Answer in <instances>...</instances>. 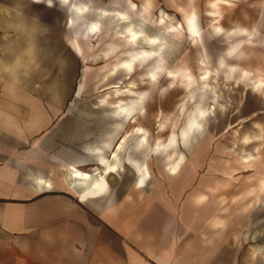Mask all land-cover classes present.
Wrapping results in <instances>:
<instances>
[{
    "label": "rangeland",
    "instance_id": "374dc122",
    "mask_svg": "<svg viewBox=\"0 0 264 264\" xmlns=\"http://www.w3.org/2000/svg\"><path fill=\"white\" fill-rule=\"evenodd\" d=\"M133 1L141 4V0ZM208 1L194 0L193 3L205 35L210 30ZM74 2L89 7L88 21H102L109 29H114L117 21L112 15L102 19L100 13L113 14L123 10L125 5L122 0ZM153 3L158 10L154 13L155 18L160 10L176 16L178 8H192L189 0H153ZM229 3L220 7L225 18L222 26L226 30L242 27L256 34L251 44L243 45L247 55L240 62L254 60L245 68L254 75L264 76V0H231ZM69 13L59 0H52L50 5L35 4L30 0H0V143L14 144L11 139L24 138L27 140L19 141L21 150H30L36 145L35 149L58 156L67 150V163L58 162L57 166L64 174L67 171L69 187L74 190L81 181L73 178L71 168L89 174L98 169L104 174V169L98 166L100 155L113 162L112 151L121 144L124 145L119 152L124 166L120 172L122 180L137 178L128 158L143 163L150 155L154 179L164 187L184 181L189 173L190 181L187 178V188L179 191V198H192L199 193L206 197L207 264H264V192L259 191L260 181L264 179V96L252 91L248 83L227 80L223 74L216 75L217 81H211L217 86L218 96L208 88L206 93L198 88L194 90L196 102L193 105L204 100L208 109L218 103L209 117V131L199 144L207 143V151L199 163H194L188 155L181 176H170L161 158L152 156L150 148L137 146L133 129L139 125L144 127L152 142L159 136L165 139L173 123L179 120L178 104L185 97L184 90L179 86L181 88L173 93V105L160 104L167 92L157 95L151 101L154 108L148 114L149 119H142L140 124L119 125L121 121L107 108L96 104L105 94L102 84L96 86V78L87 83L86 92L77 96V89L84 83L85 70L90 76H96L111 62L93 59L109 38L90 37L82 41L88 58L81 60L68 46L71 32L66 20ZM71 13L79 16L76 10ZM177 18L182 20L180 15ZM154 20L145 23L150 34L160 33ZM181 41L165 47L164 57L168 64L175 68L191 55L198 65L199 55L194 50L197 43ZM55 44L59 45L56 50ZM228 44L224 37L210 40L212 57H218V50L225 51ZM32 45L40 54L46 51L47 57L32 55ZM50 50L54 51L53 55H49ZM165 84L163 81L162 86ZM90 85L94 87L90 89ZM38 114L43 117L35 122ZM162 123L166 124V130L159 134L158 126ZM6 125L12 129H6ZM247 135L252 137L249 144L243 140ZM246 157H249L248 162L243 160ZM217 220L221 223L216 224Z\"/></svg>",
    "mask_w": 264,
    "mask_h": 264
},
{
    "label": "crops",
    "instance_id": "0c3cea01",
    "mask_svg": "<svg viewBox=\"0 0 264 264\" xmlns=\"http://www.w3.org/2000/svg\"><path fill=\"white\" fill-rule=\"evenodd\" d=\"M22 140L0 143V264H207V203L179 198L187 175L141 187L120 171L106 175L107 193L84 197L96 172L85 184L71 168L74 190L57 166L67 150H21Z\"/></svg>",
    "mask_w": 264,
    "mask_h": 264
},
{
    "label": "bare ground",
    "instance_id": "6f19581e",
    "mask_svg": "<svg viewBox=\"0 0 264 264\" xmlns=\"http://www.w3.org/2000/svg\"><path fill=\"white\" fill-rule=\"evenodd\" d=\"M30 1L35 4L50 5L52 0ZM59 1L69 9L70 13L66 20V25L71 32V37L68 38L69 46L81 60L85 61L88 58L82 41L89 40L90 37L109 38L106 46L99 54L93 56V59L111 60V62L97 72L96 76H90V73L85 70L84 83L80 84L77 89V96L86 92L87 83L96 78V86L102 84V91L105 92L96 104L107 108L112 116L121 121L119 125H132L140 124L142 119H149L148 114L154 108L151 101L157 95L167 92L160 104L173 105L175 102L173 93L181 87L184 90L185 97L178 104L179 120L173 123L165 139L159 136L152 142L150 133L144 127L139 125L133 129L137 136V146L150 148L152 156L162 159L170 176H181L189 160L188 155L192 157L194 163H199L207 151V143L199 144L209 131V117L215 112L218 103L208 109L204 100L196 106L193 105L196 102L194 90L198 88L206 93L208 88L218 96L217 86H213L211 81H217L216 75L223 74L227 80L238 81L242 84L248 83L252 91L264 96V76L259 73L254 75L245 68L252 65L254 60L249 63L240 62L247 55L243 45L251 44L256 34L242 27L226 30L222 26L225 18L220 12V7L229 5L231 0L207 2L210 30L206 35L202 33V26L193 4L194 0H189L191 10L180 7L176 16L160 10L156 18L154 13L158 10L154 8L153 0H141L140 5L133 0H122L125 3L123 10H117L113 14L108 11L100 13L102 19L113 16L117 21L114 29L107 28L102 21H88L86 14L89 7L86 4L77 5L74 0ZM73 10H76L79 16L73 15L71 13ZM178 15L182 16V20H178ZM153 20L160 33H148L145 23H152ZM111 31L113 33H110ZM215 37H224L229 44L225 51L218 50L219 56L213 58L209 49L210 40ZM183 39L194 45L197 43L194 50L199 55L198 65L194 63V58L188 55L184 61L179 62L173 68L164 57V49L168 44L181 43ZM30 52L32 55L40 54L35 47L33 48V45ZM43 56L47 57L46 54ZM233 61L237 63L233 64ZM198 71L199 74H197ZM163 81L166 82L165 86H162ZM90 87L92 89L94 86L90 85ZM42 117L38 114L35 122H39ZM165 130V123L158 126L159 134H163ZM251 139L252 137L247 135L243 140L244 143L249 144ZM197 146L199 147L196 148ZM123 148L124 145L121 144L116 151H112L113 162H110L103 154L100 155L98 166L104 169V174L96 169L98 177L90 184L88 193L84 197L95 193H107L109 183L106 175L118 173L124 169L119 157V152ZM128 160L136 171V181L139 186L144 187L153 179L150 155H147L143 163L132 158ZM243 160L248 162L249 157ZM73 168V175L81 179L83 183L86 184L92 178L91 174ZM186 175L188 178L189 173ZM35 181L39 187L43 185L50 187V182L42 177H36ZM259 191L264 192V179L260 181ZM196 199L199 203H204L206 197L199 193L196 194ZM257 199H260L259 196ZM215 223L221 222L217 220Z\"/></svg>",
    "mask_w": 264,
    "mask_h": 264
},
{
    "label": "water",
    "instance_id": "95a60500",
    "mask_svg": "<svg viewBox=\"0 0 264 264\" xmlns=\"http://www.w3.org/2000/svg\"><path fill=\"white\" fill-rule=\"evenodd\" d=\"M57 46H59V45H56V44H55V47H54L55 50L57 49ZM68 46H69V45H68ZM69 48H70V47H69ZM70 49H71V48H70ZM71 50H72V49H71ZM53 53H54V51L52 50L51 53H50V55H51V54L53 55Z\"/></svg>",
    "mask_w": 264,
    "mask_h": 264
}]
</instances>
